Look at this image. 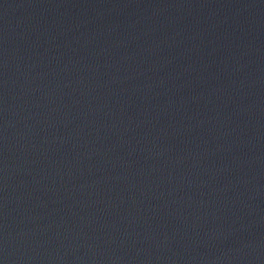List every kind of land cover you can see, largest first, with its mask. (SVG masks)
<instances>
[{"label":"water","instance_id":"obj_1","mask_svg":"<svg viewBox=\"0 0 264 264\" xmlns=\"http://www.w3.org/2000/svg\"><path fill=\"white\" fill-rule=\"evenodd\" d=\"M0 264H264V0H0Z\"/></svg>","mask_w":264,"mask_h":264}]
</instances>
